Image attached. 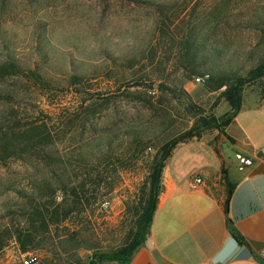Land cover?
Returning <instances> with one entry per match:
<instances>
[{
	"label": "rangeland",
	"instance_id": "1",
	"mask_svg": "<svg viewBox=\"0 0 264 264\" xmlns=\"http://www.w3.org/2000/svg\"><path fill=\"white\" fill-rule=\"evenodd\" d=\"M262 65L264 0H0V264L120 247L159 147L220 134L194 127L229 112L213 80ZM74 193L22 253L15 227Z\"/></svg>",
	"mask_w": 264,
	"mask_h": 264
},
{
	"label": "crops",
	"instance_id": "2",
	"mask_svg": "<svg viewBox=\"0 0 264 264\" xmlns=\"http://www.w3.org/2000/svg\"><path fill=\"white\" fill-rule=\"evenodd\" d=\"M224 133L205 132L172 150L148 237L129 264H264L263 80L245 85ZM196 177L204 184L193 187Z\"/></svg>",
	"mask_w": 264,
	"mask_h": 264
},
{
	"label": "trees",
	"instance_id": "3",
	"mask_svg": "<svg viewBox=\"0 0 264 264\" xmlns=\"http://www.w3.org/2000/svg\"><path fill=\"white\" fill-rule=\"evenodd\" d=\"M135 1V0H130ZM13 67V66H11ZM209 80V79H208ZM213 80V77H212ZM256 80L264 81V65L250 71L246 77L237 74L218 75L213 80V90H220L221 97L229 105V112L220 118L214 116L199 117L195 122V130L216 129L220 134H225L224 129L230 124L234 116L238 113L241 104V96L245 85ZM2 135V134H0ZM197 137L195 132L188 133L181 139H172L159 147L157 155L153 162L152 171L149 175L150 185L147 190L141 192L136 205L129 207L132 211V227L128 230L124 243L117 249L101 254H94L87 264H129L133 253L142 246L149 234L153 214L156 209L158 197L162 191L161 174L166 160L169 158L172 150L179 143L190 141ZM199 138V137H197ZM75 199L71 209L58 212L57 208H44V215L35 213L30 216L26 225L17 226L14 229L13 237L22 253L28 252L35 246L34 218H39L41 228L46 230L49 226L58 224L62 219H66L77 206L82 205V200L74 193ZM62 217V219H60ZM230 234L241 244H245L244 238L234 229L232 224H228ZM7 238L0 236V251L6 246Z\"/></svg>",
	"mask_w": 264,
	"mask_h": 264
},
{
	"label": "built area",
	"instance_id": "4",
	"mask_svg": "<svg viewBox=\"0 0 264 264\" xmlns=\"http://www.w3.org/2000/svg\"><path fill=\"white\" fill-rule=\"evenodd\" d=\"M210 78L209 75H203L200 77H196L194 80L197 84H202L206 81H208V79ZM241 155L237 154L236 155V160H241ZM242 167V166H240ZM204 184V181L202 178L200 177H196L193 179V187H199L200 185ZM110 207V202L109 201H105L102 203V208L103 209H109ZM38 262V257L34 254L31 253H27L25 255H23L20 259V264H37Z\"/></svg>",
	"mask_w": 264,
	"mask_h": 264
}]
</instances>
